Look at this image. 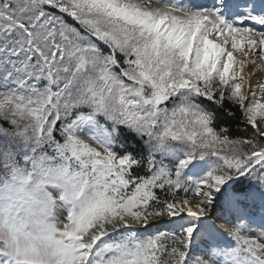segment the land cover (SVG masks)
<instances>
[{
    "label": "snow or ice",
    "instance_id": "obj_1",
    "mask_svg": "<svg viewBox=\"0 0 264 264\" xmlns=\"http://www.w3.org/2000/svg\"><path fill=\"white\" fill-rule=\"evenodd\" d=\"M0 264H264V0H0Z\"/></svg>",
    "mask_w": 264,
    "mask_h": 264
}]
</instances>
